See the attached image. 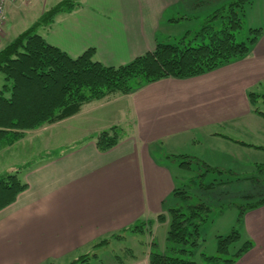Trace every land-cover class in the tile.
Here are the masks:
<instances>
[{
    "label": "crops",
    "instance_id": "0c3cea01",
    "mask_svg": "<svg viewBox=\"0 0 264 264\" xmlns=\"http://www.w3.org/2000/svg\"><path fill=\"white\" fill-rule=\"evenodd\" d=\"M77 1L73 10L59 13L49 28L39 27V33L71 56L94 48V59L114 66L170 38L171 26L182 24L190 18V9L199 6L196 0ZM19 3L24 2L14 0L7 9ZM47 3L40 15L54 6ZM262 80L264 33L245 58L199 76L162 78L130 93L90 102L66 118L92 115L82 144L21 169L28 188L0 210V264H69L85 254H95L91 264H150L151 250L160 251L156 231L162 224L169 228L167 211L179 201L173 194L178 188V173L173 170H181V165H174L180 147L188 143L203 147L204 153L183 155L233 171L227 157L205 148L202 141L209 136L236 141L244 148L247 142L237 135L243 136L246 126L263 120L248 95ZM122 125L129 126L130 132L101 150L97 134ZM219 128L231 132L227 135ZM251 133L247 145L264 149L257 144L261 136L257 138L254 129ZM168 199L170 206L165 204ZM159 215H164L163 223ZM139 222L145 224L144 230L132 229ZM243 224L255 245L235 264H264V205L246 212ZM105 239L108 242L98 245ZM108 248L113 256L109 263L101 259ZM120 252L130 256L120 259Z\"/></svg>",
    "mask_w": 264,
    "mask_h": 264
},
{
    "label": "trees",
    "instance_id": "16d2710c",
    "mask_svg": "<svg viewBox=\"0 0 264 264\" xmlns=\"http://www.w3.org/2000/svg\"><path fill=\"white\" fill-rule=\"evenodd\" d=\"M251 3L252 0H227L205 18L194 36L186 33L176 40L159 41L152 50L128 63L114 66L94 59V48L71 56L39 33V27L49 28L59 13L71 11L79 4L77 0L60 1L0 50V72L5 76V82L0 86V151L23 139L28 131L77 114L90 102L130 93L162 78L199 76L247 57L264 33V25L249 27L248 35L241 39L246 7ZM260 96L264 98V94L250 92L253 104ZM255 111L264 115L258 107ZM123 135L121 127L113 126L97 134V145L101 150H107L116 145ZM178 156L192 158L189 155ZM203 164L207 170L199 174L201 179L197 180V176L192 179V183L200 189L210 190L231 183L233 179L254 178L227 170L236 177H227L226 180L214 177L205 182L202 177L208 176L207 173L226 171L205 162ZM262 166L260 170H264V164ZM21 169L0 176V210L15 202L19 194L28 188V183L20 177ZM192 187L175 189L174 194L179 201L170 209L168 251L151 250L150 264H200L190 257L200 244L201 229L211 218L213 209L205 200L192 195ZM259 196L257 201L243 205L239 221L247 210L264 205V190ZM163 218L164 215H159L158 220ZM152 223V220L148 221L149 226ZM144 226L139 222L132 229L144 230ZM239 237L237 228L226 236L218 235V254L203 253L204 264H235L254 246L252 240H246L237 252L230 254L231 243ZM106 242L108 239L98 245ZM94 255H82L69 264H91ZM119 257L124 259L121 255Z\"/></svg>",
    "mask_w": 264,
    "mask_h": 264
},
{
    "label": "rangeland",
    "instance_id": "374dc122",
    "mask_svg": "<svg viewBox=\"0 0 264 264\" xmlns=\"http://www.w3.org/2000/svg\"><path fill=\"white\" fill-rule=\"evenodd\" d=\"M61 0H23L24 3H19L16 7L7 9L8 20L4 26L2 33H0V50H2L7 44L14 41L19 34H21L26 29L33 26L38 20L40 11L45 2L47 5H55ZM227 0H196L200 5L196 8L190 9L192 14L197 15L196 17L190 16L189 19H185L180 25H173L169 29L168 34L170 40H176L181 38L186 33L191 36L195 35L201 26L205 18L215 11L217 7ZM229 1V0H228ZM203 7V8H202ZM194 12V13H193ZM199 14V15H198ZM219 23V22H218ZM221 26V22L219 23ZM264 25V0H252L251 4L246 7L245 15V28L242 32L241 39H245L248 35L249 27H260ZM173 36V37H172ZM5 82V76L0 72V86ZM254 92L259 94H264V80H262L254 89ZM250 95V92L249 94ZM102 101V100H99ZM98 102V101H97ZM261 111H264V98L259 97V100L255 103ZM263 115V114H261ZM92 115H80L74 116L68 120L57 123L48 128V130H33L28 131L26 137L18 141L12 146H9L0 151V176L10 171L11 168H28L39 161L40 158L55 156L58 152H66L67 150L74 149L82 144L84 140V131L90 126ZM262 121L251 126L258 136H261L262 141H256L257 144H261L264 147V115L262 116ZM97 125L95 121V126ZM122 132L129 133L130 127L122 125ZM247 127L243 129L242 135H237L240 140H244L247 143L242 149V144L236 142H221L218 138H202V144L205 148L218 152L223 158H228L229 166H234L233 171L237 172L241 176H252V179H241L235 180L231 183L217 186L216 188L210 190H204L198 186V188L192 183V179L196 178L200 180L203 171H206V166L203 164V160L197 158H184L183 156L176 157V167L181 165V170L178 171L174 169L176 176V182L179 187H189L193 186L191 189L192 195H197V197L205 200L213 209L211 218L204 224L201 229V241L200 244L194 248V254L191 259L196 260L200 264H204L203 253L208 255L218 254V235H228L234 228H237L240 237L233 241L229 247L230 254L237 252V250L244 244L246 240H252L243 224L244 216L239 221L240 213L243 209V205L249 202H255L258 200L259 193L264 190V170L262 164H264V149L258 150L259 148H253L247 144L248 141L252 140L253 129ZM261 127V128H260ZM260 128L259 131H257ZM110 129V128H109ZM228 128H219L220 132L227 134L226 132H231V130H226ZM259 132V134H258ZM241 133V132H240ZM123 135V136H124ZM228 135V134H227ZM52 145H48L54 143ZM195 144H185L180 147V153L192 154L193 152L204 153V148H198ZM179 154V155H181ZM168 164L172 165V161L168 157ZM190 160L191 166L188 163ZM185 161V163H182ZM193 163V165H192ZM15 169V170H16ZM14 170V171H15ZM208 172V171H207ZM231 172L219 173L216 171L207 173L208 176H203L205 182L211 181L214 177L226 180L227 177H236ZM227 174V175H226ZM21 178H26L25 174H20ZM174 194V193H173ZM253 194V196H247ZM196 197V198H197ZM172 199V198H171ZM171 199H168L165 204L166 206L171 205ZM260 207V206H259ZM258 208V207H256ZM255 209V208H254ZM252 210V209H250ZM170 214V209L167 211ZM171 217V215H170ZM164 218L161 220L163 223ZM168 225L162 224L156 231V243H158L160 251L167 252L168 244L166 240V231ZM142 233H140L141 236ZM143 240H146L145 235H142ZM254 242V240H252ZM117 247L120 243L115 244ZM255 245V242H254ZM116 247V248H117ZM121 247L124 248V242L121 243ZM156 248V247H155ZM108 252H103L101 254V259L110 262L112 261V251L108 248ZM121 253V252H120ZM123 258H127L128 255L121 253ZM124 254V255H123ZM112 258V259H111ZM111 259V260H110Z\"/></svg>",
    "mask_w": 264,
    "mask_h": 264
},
{
    "label": "built area",
    "instance_id": "2783aa9c",
    "mask_svg": "<svg viewBox=\"0 0 264 264\" xmlns=\"http://www.w3.org/2000/svg\"><path fill=\"white\" fill-rule=\"evenodd\" d=\"M14 0H0V33H2L8 20L7 7Z\"/></svg>",
    "mask_w": 264,
    "mask_h": 264
}]
</instances>
